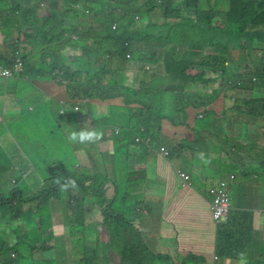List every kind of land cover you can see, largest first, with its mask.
Here are the masks:
<instances>
[{"label":"trees","instance_id":"16d2710c","mask_svg":"<svg viewBox=\"0 0 264 264\" xmlns=\"http://www.w3.org/2000/svg\"><path fill=\"white\" fill-rule=\"evenodd\" d=\"M44 1L47 3L45 8ZM127 14L134 15L132 16L134 20L138 18L145 22V25L129 27ZM156 14L157 17H161V22L151 20ZM216 18H218L217 24H214ZM100 19L103 21L96 24ZM219 21L223 24L219 25ZM114 23L117 24L116 29H113ZM0 27V32L5 35V41L10 44L6 50H10L9 52L0 50V65L12 67L19 55L24 61V74L54 78L66 86L72 99L81 101L106 99L111 105H114L115 100L119 98L124 99V102L129 98L127 63L147 54L143 48H133V44L154 43L159 46L167 44L165 50L163 47H158L160 54L163 53V59L155 58L151 61L154 72L150 80L148 82L142 80L138 88L134 87L142 92V95L145 92V99L135 96L129 101L131 103L129 126L121 127L117 133L114 130L116 144L122 150L125 168L130 158L131 145L144 143L152 145V140H158L157 132L161 129L159 125L167 120L173 126L178 125L173 121L172 108L177 107L178 112L182 113L180 119L183 124L179 125L187 127L189 120L203 118L204 112L216 98L225 95L231 87H235L236 90L238 88L246 90L250 99L239 98L237 92L232 91L236 96L235 105L238 109L244 111L253 109L250 113L262 114L257 108L254 113V106L259 101H264V0H180L179 2L176 0H0ZM187 27L199 28L202 35L185 40ZM17 35L18 40H15ZM24 39L34 50L35 45L40 44L35 50L37 52L31 57L25 55L28 52L23 51L20 46ZM69 48L76 52L71 59L66 55ZM234 52H237L236 56ZM242 67L244 71L239 72ZM210 72L215 76H209ZM217 75L220 76L226 89L220 96H216L208 88L198 89V86L214 81ZM164 94L170 101L169 111L166 107L164 109ZM156 99H159L161 104L157 103ZM201 108L205 111L200 116L198 113ZM191 110H195L197 114L192 115ZM114 118L115 115L111 114L102 120L94 119L93 123L95 125V122L101 123L106 120L108 123H104L108 125ZM119 118H121L120 114ZM99 126L97 127L102 130L101 125ZM79 130L81 129L78 128ZM189 133L192 135L191 131ZM201 133L193 134V142H199L193 147L181 142L182 149L190 150L188 153L183 150L186 155L182 152L179 154L178 150L180 152L182 149L178 147L176 152L181 167L185 165L184 160L187 155L195 160L193 155L199 152V147L205 141V136H201ZM139 134L140 142L135 139ZM105 138L107 137L103 134V139ZM100 142L76 143L74 146V150L85 146L94 166L97 164L94 155L100 156L98 161L102 163L101 168L93 176L97 177L99 182L103 177L98 190L86 188L85 182L90 178L93 179L91 176L87 177V172L81 173L86 178H77L75 171L70 170L63 163L48 168L49 178L37 191H30L29 185L26 191L23 190L17 185L18 179L11 180L4 177L0 180L9 186L5 188L0 184V264H22L21 261L25 257L24 250H27L25 253L29 255L35 251L46 252V254L41 252L42 258L34 260L36 264H43L44 261L61 264L62 259L68 256L65 242L57 247L50 243V237H45L41 233V229L53 225V221L50 223L51 218H55L54 215L62 206L65 210H62V218L68 220L67 224L70 225V238L77 237L74 239L76 241L82 235L81 238L84 240V247L80 253L82 255L73 260V264H93L92 254L97 250L96 243H90V239L95 237V241L99 242V227L90 216L93 208H87L84 202L92 201L90 196L96 198V195H100L106 201V191L104 193L100 191L110 171L106 165L107 161L103 160L107 159V156L106 152L101 150ZM58 144L57 150L64 149L65 152L71 147L65 143L63 145L61 141ZM215 150L221 152L219 148ZM116 153L118 154V147ZM195 164L198 165V160H195ZM77 165H79L78 160L77 164L72 166ZM79 168H76L77 172ZM65 177L77 181L78 187L84 190L82 197L77 196L74 190L60 191L56 180L60 179L63 183ZM125 179L130 180L128 174ZM127 187L123 186V194ZM120 198V194L114 195L113 200L103 206L102 210H99L100 205L97 206L102 215L100 223L104 225L103 229L109 236V239L103 243L107 246L112 259L117 253L131 262H136L133 259H139L144 264H167L168 258L165 253L156 254L145 244L141 223L137 221V217L132 214L131 219L121 218L123 213H118ZM74 200L75 203L71 204ZM98 201L101 202V199ZM93 202L95 204L96 201ZM25 204L30 207L25 209ZM46 205L50 208L48 217ZM70 207H72V215L67 214V209ZM211 213L213 218L212 209ZM27 215L31 217V223L26 222ZM213 221L216 223L214 218ZM126 227L133 230L132 235L129 233L133 240L128 254L124 239ZM94 232H98L97 236ZM3 235H7L5 240L2 238ZM27 238L29 245L25 243ZM138 240L142 245L138 244ZM235 245L236 231L231 229L230 223L217 224V255L221 258L231 256L228 251ZM133 251L136 254L140 252V255L135 256ZM49 255L55 256L48 258ZM169 258L172 259L171 264H178L175 258L170 255ZM199 261L207 264L203 256L190 253L182 264L190 262L196 264ZM112 263L115 264L114 261L109 264ZM256 264H264V257Z\"/></svg>","mask_w":264,"mask_h":264},{"label":"rangeland","instance_id":"374dc122","mask_svg":"<svg viewBox=\"0 0 264 264\" xmlns=\"http://www.w3.org/2000/svg\"><path fill=\"white\" fill-rule=\"evenodd\" d=\"M179 1L180 0H176V2H179ZM44 3L47 4L46 1H44ZM157 14L151 20L154 22H161L162 19H160L161 17H157ZM127 16H128L127 23L129 27L133 25L137 27L139 25H142V26L145 25V22L140 21L138 18L134 20L132 17L134 15L127 14ZM99 18L101 17L99 16ZM217 20L218 18L214 20V24H217ZM102 21L103 19H100L96 22V24H99ZM222 24L223 23L219 21V25H222ZM201 35H202V31L199 28H196V27L188 28L187 27L186 33H185V40L188 41L191 39H195V38L200 37ZM16 40H18V35L16 36ZM4 41H5V35L0 32V43H3ZM20 46L22 47L23 51L29 52V53H26L25 55H28L31 57L33 56L34 52H37L35 50H37L40 47V44H36L35 50H34L33 47L31 45H28V42L24 39L22 40ZM158 47H163V49L165 50L167 49V44L163 46L161 45L159 46V44L157 45L154 43L152 44L151 43L133 44V48H136V49L143 48L144 50L147 51V54L140 56L138 60H132L128 62L126 65V69L128 71L127 72V84L129 86L128 88L129 98L126 99L125 102L123 101L120 104H114V105L110 104L111 106V107L109 106L110 108L97 105L98 107L95 108L94 111L99 116L103 115L104 112L108 113L110 111L109 116H111V114L115 115V118L112 120V122L115 119H118L117 122L115 123V126L116 124L120 125V127L129 126L128 125L129 113H130L129 106H131V103H129V101L134 99L135 96H139L141 97V99H145V92L142 95V92L137 91V89H135L134 87L138 88V85L140 84L142 80H146L148 82L151 78V75L154 72L153 70L154 65L151 61L155 60V58L162 60L164 57L163 53L160 54V50H159L160 48ZM156 49L157 51H155ZM75 53H76L75 51H72L69 48L67 56L69 57V59H71L72 55H74ZM259 53L261 52L259 51ZM234 55L236 56L237 52H234ZM129 56L130 54H128V57ZM189 71L195 72L196 70H189ZM243 71H244V67L239 69V72H243ZM209 76H215V74H212L210 72ZM46 80L50 82L55 81L53 78L51 79L47 78ZM46 80H44V78L36 77L34 75H31L29 78L27 77H23V78L0 77V102H8L14 99L19 103L18 106H14L16 107V109L11 108V111H8L4 114L2 111H0V180L4 179V177H7L8 179H11V180L18 179L19 184L17 185H19V187H21L25 191L26 189H28V185H29L30 191L40 190L41 186L45 183V180L49 178L48 168L57 163H60V164L63 163L67 165L70 168V170L73 169L75 171V176L80 179L83 177L81 173H86V172H87V177L88 176L93 177L95 174L98 173V171L101 168L100 165H102V163L98 161L100 160V156L94 155L95 161L97 163L94 166V162L88 157V155L83 149L77 148L76 150H74L75 147L71 146L69 150L66 152L64 151V149L57 150V148L59 147L57 141L63 140V139L69 140L68 134L71 131L77 130L75 123L77 120H79V118L81 117V114L80 112L72 111L71 109L72 100L65 102V103H61L60 101L54 100L56 99L53 96L54 91L52 92V90L46 84L40 85L42 81H46ZM14 82L17 83L16 89H15ZM168 82H169V79H168ZM9 83H11L10 88H8ZM62 86L64 85L62 84ZM199 88H202V89L208 88L210 91L216 94V96H220L226 90L221 82L220 76L218 75L216 76V79L214 81L208 84H204V85L202 84L198 86V89ZM232 91H236L239 98L248 99L249 93L246 90H241L239 88L236 90L235 87L233 88L231 87V89L225 95L216 98L209 105L208 107L209 109L207 111L200 109L198 114L201 116L202 112L205 111L204 117L196 118L194 121L189 120L188 121L189 124L187 127L186 125H179V124H183V121L180 119V116L182 115V113L178 112L177 107L171 109V112L173 115V121L176 124H178V125L174 124L175 127H172L171 129L173 131L175 130L178 134L182 132H190V131L192 132V142H189V146L193 147L194 145L199 143V142H193V134H200V132H202L201 136H203L204 134V136L207 139L206 145H207V148L209 149L206 150L205 143H203L202 146L199 147V152L205 153L206 158L209 161V163L205 164L204 168H206L209 165L212 167V168H206L203 170L204 176L210 173H213V174L211 177L204 178V179L202 178L199 181H197V175L195 174V183H193V187L196 185V187L199 189L201 194L207 198L209 203H207L206 205L208 206V208H210V211H211L210 195H209L210 187L219 183L222 179H229L230 174H231L230 168L234 167L233 171L238 173L237 170H235L237 169V164L235 165L232 162L233 160H235V158H231L227 160V158L230 155V152L226 153V159L222 157L224 156L223 155L224 145L221 141H218L215 138V134H219L221 132L220 130L225 131L228 129L227 136H230V133H229L230 131H236L242 137H246L247 136L246 131L252 127V125H250L247 122V120L237 119V117H235L231 122L229 121L231 126H229L227 120L223 119V120L217 121L216 118L222 119L225 116H229L225 114H231V113H236V112L250 113L253 110V109L252 110L248 109L247 111H244V110L238 109V107L235 105L236 96L234 92ZM96 96H98V94ZM163 96H164L163 101L165 102L164 109L166 107V110L169 111L170 101L169 99H167V96H165V94ZM22 99H25V101ZM97 100L99 101L102 100L104 102L106 101V99H97ZM118 101H116L115 103H119ZM77 102L80 103L81 106L86 105L85 100L77 101ZM156 102L161 104V101L159 99H156ZM0 108H3L2 103L0 104ZM254 108H255L254 113L256 112V108L260 113H264V101L262 100L256 103ZM115 112L118 114H114ZM190 113L192 115L197 114L195 110H191ZM220 113L223 114V116L221 115L219 116L218 114ZM119 114L121 115V118H119ZM11 115L13 116V121L11 124L12 130H10L6 124L9 121V116ZM14 115L16 117H14ZM5 116L8 118L4 119ZM102 122H106V120H103ZM259 122H260L259 125L261 126L262 125L261 121ZM109 125L110 123L108 124V126ZM95 128L96 126L93 124L92 120L87 119V129H95ZM162 135L169 136L167 143L170 146L167 147L165 145V147L170 151V155L165 156L160 151V147H159L160 141L158 140L157 142L155 140L154 142H156L159 147V150L157 151V153L159 152L158 155L160 157L167 159L168 165L170 163V167L175 171L177 177H178V171L181 169L183 171L185 170L186 172H191L190 171L191 167L190 168L187 167L188 162L190 166L193 165V160L191 157L188 158L187 156V158L184 160L186 161L185 165L182 167L180 165V161L177 157V152H176V149H178L179 145L175 147L176 149L175 148L173 149V146L176 145L177 143L176 141L171 140L173 139L174 135L166 131H164ZM261 136L264 139L263 128L260 129L259 135L256 136L255 142L250 140V138L246 139V143L249 144V153H248L249 159L251 155L253 154L254 149L258 147L260 140H261ZM135 139L138 142H140L141 141L140 134L137 135ZM113 141H115L114 138H112L111 143H109V140H108V146L103 147V151L106 152V156H107V159L104 158L103 160L107 161L106 165L108 166L110 173L108 174V179L106 180L104 186L102 187V190L100 191L99 189V191L100 192L103 191V193L106 191L105 193L106 201L105 199H102L100 195L99 196L96 195L97 196L96 198L101 199V202H99L98 201L99 199H96L93 196H90V198L92 197L91 198L92 201L85 200L84 202L86 203L87 208H93L90 212V216L93 220H95V222L97 223L96 225L99 227V242L97 243L95 241L96 239L95 237L90 239V243L95 242L96 248H97V251L92 254L93 264H109L113 261L115 264L118 263L119 254H114L113 255L114 259H112L111 257L112 255L108 252L107 246H105V244L103 243L104 241H107L109 239V236L106 233V230L103 229L104 225L100 223L102 221V215L99 210H102V207L103 206L105 207L106 204L109 203V201L111 202L114 198V195L120 194L121 195V198H120L121 205H120V209L118 210V213L119 214L123 213L121 217L123 220H127V217L131 219L132 214H133V209L135 210V206H136L135 192L133 190V181L135 180V175H137V171L139 169H144L143 161H141V157L139 156V151L144 152L143 149L140 147L142 144H138V145L133 144L130 146V149H129L130 158L128 160L127 167L125 168L123 165L122 150L119 145L117 146L118 154L116 153V147L112 150ZM98 142H100V140ZM63 145L62 147L64 148ZM233 146L235 149L233 153L239 154V152L241 151V146L240 145L236 146L235 144H233ZM217 148H219L221 152H218L217 150H215ZM77 151H78V155H77ZM214 151H216L215 154L213 153ZM178 153L180 154L181 151L179 152L178 150ZM111 155H113V157ZM215 155L219 157H215ZM193 156L195 157V160H198V162L204 164L202 161H200L197 158V153L194 154ZM166 159L162 160L163 165ZM77 160L79 161V165H77L76 167H73L72 166L73 164H77ZM111 161L112 162L114 161L113 165ZM115 162H116V167H115ZM212 163H216L217 169L211 165ZM244 166L247 168L253 167L250 163H247V162H243L242 167ZM149 167H150V164H149ZM76 168L77 169L79 168L78 172L76 171ZM238 168H241V165H238ZM216 170L220 171L219 176L217 178H216L217 176ZM263 171H264V168L261 167L258 170H254L250 172L249 175L251 176V178H254L255 174L257 177H259ZM164 173L165 172H163V174ZM239 173H241V171H239ZM127 174L129 175L130 180L128 179L126 181L125 178ZM147 174H152V172H149V169H148ZM83 178H86V177H83ZM102 178L103 177H101L100 182L97 177H93V179L90 178L89 181L85 182L86 188L91 187L93 189L98 190L100 184L102 183ZM248 178L249 180H251L249 176ZM256 181L260 182L259 179H256ZM154 182L155 181H153V183ZM138 183L141 184L142 181ZM123 186L124 187L128 186L127 188L124 189L125 194H123ZM249 187L251 188V191L255 197H257L260 194L264 196V192L256 188L255 184H251L249 185ZM5 188H9V186L6 185ZM91 188H88V189H91ZM150 188H152L155 191L161 190V192L168 197L169 201L176 202L180 204L181 206L187 205L189 195L186 190L181 188V183L179 187L172 184L171 187L169 188L168 185L166 186V180L158 179V184H155L153 187H150ZM82 191L84 190L78 187L77 189L74 190V193L76 192L75 194L77 196L82 197L81 195ZM129 191H130V194H129ZM131 193L134 197L133 200L131 199ZM155 199H157V197ZM124 200H125V203H124ZM93 201H96L95 204H93L94 203ZM154 201L156 202L155 204L157 205L163 204V203L158 202L159 200H154ZM74 203H75V200L71 204H74ZM191 203H193V196L191 198V202L189 203L190 211H191ZM29 204L33 206L35 205L34 203H29ZM99 205L101 207H99V210H98L97 206ZM27 206L30 207V205L27 204L25 205V209ZM232 207L233 206L231 204V208ZM49 209L50 208L48 207V205H46L45 210L47 211V217L50 213ZM70 209L72 210V207H70ZM87 211L89 210L87 209ZM158 211L159 209L156 208L155 214H157ZM80 213H82L81 210H80ZM29 215L25 217V220L27 219L26 222L31 223L32 219ZM211 216H212V213H211ZM230 216H231L230 222H228L229 220V216H228L226 223L227 222L228 224L230 223L231 229L232 230L235 229V231H237L239 228H236L237 226L236 223L238 221L235 219V212L230 210ZM169 218L173 222L174 207L169 210V217L167 219ZM57 221L61 223L60 225L62 224L66 225L68 223V220H64L62 216H60V211H59V216L57 217ZM137 221H141L142 236L145 239L144 242L146 245L147 244L150 245L153 242V240L161 238V248L163 246V249H161V252L165 253L166 257L168 258L167 264H171L172 259L169 258V234H171V223L167 224L165 227H162L159 223L155 221V215L152 216L148 214L139 215L137 217ZM206 221L209 225H212L209 219H206ZM202 228L204 231L207 229H211V227H208L205 224V222H203ZM62 231L63 230H61L60 234L62 233ZM129 233L131 234V230L129 227H126L125 237H124L125 240L129 236ZM62 234H64V236H62L61 238L58 237V239L55 241L57 246L62 244L63 238L71 237L70 235L71 229L69 233L66 234V228H65V232H63ZM78 234L79 233L77 232V235ZM97 234L98 232H94L95 236H97ZM6 236L7 235L2 236L3 240L6 239L5 238ZM81 237L82 235H80L76 241H74V239L77 237L70 238V242H67L65 246H67L66 251H67L68 256L62 259L61 264H73V260H75L77 257L78 258L80 257L82 247H84V240ZM59 240H62V242H60ZM25 243L29 245L28 238L25 241ZM102 244H104V247ZM138 244L142 245V242L138 240ZM190 247H191V244L189 245V248ZM126 249H127V244H126ZM150 250L156 251L157 249L151 248ZM188 251H191L192 253H195V254L199 253L197 249L188 250ZM25 252H27V250L23 251V254L25 255V257H23L21 263L22 264H36V262L31 257V255ZM210 253H211V257H205L207 264H213L212 254H213V257L216 255L215 252H210ZM54 256L55 255H49L48 258H54ZM221 259L222 258L220 257V261ZM224 260H227V259H224ZM192 263L193 262H190L188 264H192ZM43 264H52V263H46L44 261ZM196 264H202V262L199 261V263H196Z\"/></svg>","mask_w":264,"mask_h":264},{"label":"crops","instance_id":"0c3cea01","mask_svg":"<svg viewBox=\"0 0 264 264\" xmlns=\"http://www.w3.org/2000/svg\"><path fill=\"white\" fill-rule=\"evenodd\" d=\"M9 45H10L9 42H6V41H4L3 43H0V50L2 49L4 52H9L10 50L6 51ZM27 76L30 77L31 75L27 73ZM36 77L44 78V80H46L47 78H50V79L52 78L46 75L36 76ZM55 81H51V82L47 80L42 81L40 85L46 84L52 90V92L54 91L53 96L56 98L54 99L56 101L65 103V102L72 100L71 109L73 112H76L73 109V106L79 105L80 107L79 112L81 114V117L75 123L76 129H77L75 131H78V128L80 129L87 128V119H90L93 122L94 119L102 120V118L109 116L110 111L108 113L104 112V114L101 116H99L94 111L95 108L98 107L97 105H100L103 107H109L110 106L109 102H106V101L104 102L102 100L99 101L97 99H84L86 102V105L81 106L80 103L77 102V99H72L69 96V93L65 85L62 86L60 82L59 84L57 83L58 81L57 82ZM10 85L11 83L8 84V88H10ZM14 85L16 89L17 83L14 82ZM223 95L224 94H222V96ZM22 100L25 101V99H22ZM78 101H81V100H78ZM116 101H118L119 103H114V104H120L124 101V99L119 98L115 100V102ZM1 103L3 104V108H0V111H2L3 114L8 111H11V108L16 109V107L14 106L19 105V103L14 99L8 102H0V104ZM218 115L223 116V114L221 113ZM225 115H229V116H225L222 119L216 118L217 121L223 120V119L227 120L229 126H231L230 122L235 117H237V119L247 120V122L250 125H252V127L246 131V135H247L246 137H242L236 131H230L229 132L230 136H227L228 129L225 131L220 130L221 132L219 134H215V138L218 141H221L224 145V151H223L224 156L222 157L226 159V153L230 152V155L227 158V160L231 158H235V160H233L232 162L235 165L237 164V169L235 170H237L238 172L236 173L233 171L234 167L230 168L231 174H230L229 179H222V180H227L229 182L231 204L233 206L230 210L235 212V219L238 221L236 223L237 224L236 228H239V229L236 231V245L234 247H231L228 251V253L231 256L222 258L220 261V264H256L262 259V257H264V196L260 194L257 197H255L249 185L255 184L256 188L264 192V171L259 177H257L255 174L254 178H251L249 173L254 170H258L261 167L264 168V139L261 136L260 143L258 147L254 149V152L251 155L250 159L248 157L249 144L246 143V139L250 138V140L255 142L256 136L259 135L260 129L263 128V131H264V113L253 114V113L236 112V113L225 114ZM14 117L16 116L14 115ZM5 118H8V117L5 116L4 119ZM117 120L118 119H115L113 122L110 123L109 126L106 124L108 122L106 123L95 122L97 130L101 131V128L97 127L101 125V127L103 128L102 131L105 132L103 133L104 136H106L107 133L110 136V137L106 136L107 138L102 139L100 144L98 143L100 145L101 150H103L104 146L105 147L108 146V140H109V143H111L112 138H114L115 140L116 137L114 135V130L117 133L121 129L120 125L116 124L115 126V123L117 122ZM12 121H13V116L11 115L9 116V121L6 123L7 127L10 130H12L11 128ZM259 121H261V124H262L261 126L259 125L260 124ZM159 127H161L160 130L157 129L158 130L157 132L158 140L160 141L159 147H161L162 145L164 146L166 145L167 147L170 146L167 143L169 136L162 135L164 131L170 132L174 135L173 139L171 140L176 141L177 144L173 146V149L177 145H179L180 148L182 149L181 142H185V144H189V142H192L191 140L192 135L189 132H182L178 134L175 130L173 131L171 129L172 127H175V126H173L172 123L169 122L168 120L164 122L163 124H160ZM158 140L156 141L158 142ZM60 141L63 144L65 143L70 146H75L76 144L66 139L59 140L57 142L59 143ZM204 143H205V149L208 150L209 148H207V145H206L207 144L206 137H205ZM151 144L152 145L142 144L140 146L144 151V152L139 151V156L141 157V161H143L144 169H139L137 171L138 174L135 175V180L133 181V190L135 192V201H136L135 210L133 209L134 210L133 216L138 217L141 214H148L152 216L155 215V221L159 223L162 227H165L167 224L171 223V234H169V255L175 258L178 264H182L185 261L186 256L192 253L191 251H188V250L197 249L199 253L198 254L192 253V254H195L197 256H203L204 258L211 257L210 252H215V253L217 252L216 251L217 224L214 223V221L212 220L210 208H208V206L206 205L207 203H209V201L207 200L206 197H204L201 194V192L196 187V185L193 187V183H195V174L197 175V181H199L202 178L204 179V178L211 177L213 173H210L204 176L203 170L206 168H212V167L209 165L206 168H204L205 163L202 164L200 162H198V165H197L195 164L194 158L187 155L188 158L191 157L193 160L192 166H190L189 162L187 165L188 168L191 167L190 168L191 172H188L191 175V185L189 187H181L184 190H186L189 195L187 205L181 206L180 204L176 202L169 201L168 197L164 195L161 192V190L155 191L152 188H150V187H153L155 184H158V179L166 180V186L168 185L169 188L171 187L172 184L179 187L181 183L180 178L177 177L175 171L170 167V163L168 165L167 159L160 157L158 155L159 153V152L157 153V151L159 150L158 144L154 142L153 140ZM233 144H235L236 146L238 145L241 146V151L239 152V154L233 153L235 151ZM113 146H112V150L115 147L117 148L116 141H113ZM83 147L85 148V146ZM83 150L87 152L86 148ZM183 150L186 153L190 152V150L188 151V149L184 148L181 150L182 154H185ZM213 153L215 154L216 151H214ZM77 155H78V151H77ZM111 156L113 157V155ZM215 157H219V156L215 155ZM163 159H166V161L164 162V165L162 164ZM243 162L250 163L253 167L251 168H247L245 166L242 167ZM111 163L113 165L114 161L113 162L111 161ZM149 164H150V167H149ZM211 165L217 169L216 163H212ZM238 165H241V168H238ZM115 167H116V162H115ZM148 169H149V172H152V174H147ZM239 171H241V173H239ZM163 172L165 173L163 174ZM219 173L220 171L216 170V175H217L216 178L219 176ZM248 176L251 178V180H249ZM256 179H259L260 182L256 181ZM140 180L142 181L141 184L138 183V182H141ZM153 181L155 182L153 183ZM0 184L3 187H6V184H4L1 181H0ZM129 194H130V191H129ZM192 196H193V203H191V211H190L189 203L191 202ZM156 197L157 199H155ZM131 199L132 200L134 199L132 193H131ZM210 199H211V196H210ZM154 200H159L158 202L163 203V204L157 205L155 204L156 202ZM173 207H174V219L172 222L170 218L169 219L167 218L169 217V210ZM156 208L159 209L157 214H155ZM69 209L70 208L67 209V214L72 215V210L71 209L69 210ZM54 210H58V209H54ZM62 210L65 211L61 207L60 216H62L63 214ZM54 216L55 218L53 219L51 218V221H50V223L53 221V225L50 224L49 226H47V228L41 229V233L45 237L46 236L50 237L51 238V240H49L50 243L52 242V244L56 245L55 241L58 239V237L61 238L62 236H64V234L62 233L65 232V228H66V234L69 233L70 225L69 224L60 225L61 223L57 221V217L59 216V211H57ZM206 219H209L212 225H209ZM230 220H231V216L229 215L228 222H230ZM203 222H205V224L208 227H211V229H207L204 231L202 228ZM1 227L3 229V226ZM61 230L63 231L60 234ZM130 230L132 229L130 228ZM132 240L133 238L131 236H128L127 239L125 240V248L127 244L126 254H128L129 252V249L132 244ZM59 241L62 242V240H59ZM63 242H65V245H66L67 242H70V239L63 238ZM62 244H60L57 247H60ZM190 244H191V247L189 248ZM147 247L149 249L156 248L157 249L156 251H153V250L152 251L158 254V252H161V249H163V246L161 248V238L153 240V242ZM41 252L43 254H46L45 251H41ZM41 252L35 251L32 253L31 257L34 260L40 259L42 258ZM133 252L135 256L140 255V252H138V254H136L135 251ZM212 259H213V254H212ZM224 259H227V260H224ZM133 260H136V262H131L126 257L124 259V257L119 255L117 264H134V263L144 264L143 262H140L139 259H133Z\"/></svg>","mask_w":264,"mask_h":264},{"label":"built area","instance_id":"2783aa9c","mask_svg":"<svg viewBox=\"0 0 264 264\" xmlns=\"http://www.w3.org/2000/svg\"><path fill=\"white\" fill-rule=\"evenodd\" d=\"M113 28H116L114 25ZM24 72V61L21 56L16 57L15 64L12 67L0 65V77L12 78L15 76H20ZM76 111L79 107L74 108ZM148 142V141H147ZM160 151L165 155H169V150L162 146ZM179 176L183 179V186L189 184V175L186 172H180ZM233 177V175H232ZM210 194L212 196L211 209L213 211V218L216 223L225 222L229 216V210L231 205V197L229 191V182L227 180H221L217 185L211 187ZM213 264H220V257L215 255L212 259Z\"/></svg>","mask_w":264,"mask_h":264},{"label":"clouds","instance_id":"9594fccd","mask_svg":"<svg viewBox=\"0 0 264 264\" xmlns=\"http://www.w3.org/2000/svg\"><path fill=\"white\" fill-rule=\"evenodd\" d=\"M44 8L46 7V4H45V6H43ZM114 25H116V27H117V24L116 23H114L113 24V27H114ZM113 29H116V28H113ZM73 51V50H72ZM67 53L68 52H66V55H67ZM67 58L69 59V57L67 56ZM24 71H25V65H24ZM23 77H27V78H29L26 74H24V72L20 75V76H15V77H12V78H23ZM78 101V100H77ZM62 103H64V102H62ZM76 106H78L79 107V105H76ZM76 106H73V109L76 107ZM201 109H203V108H201ZM75 110V109H74ZM79 110H80V107H79ZM79 110H75L76 112H79ZM89 111V110H88ZM118 131V130H117ZM105 133V132H104ZM107 137H110L109 136V134L107 133V135H106ZM68 139H69V141L70 142H72V143H79V144H91V143H96L97 141H99V140H102L103 139V132L102 131H100V130H97V129H87V128H85V129H81V130H79V131H71L70 133H69V136H68ZM162 147V146H161ZM160 147V148H161ZM165 147V146H164ZM79 149H84V148H79ZM86 154H87V152H86ZM169 155H170V151H169ZM197 158L200 160V161H202L203 163H205V164H207V163H209V161H208V159L206 158V154L205 153H203V152H198L197 153ZM186 172V171H183L182 169L181 170H179L178 171V177L180 178V176H179V173L180 172ZM186 173H188V172H186ZM188 175H189V184H187L186 186H183V179H181L180 178V180H181V187H189L190 185H191V175L188 173ZM56 184L59 186V189H60V191L61 192H66V191H69V190H75V189H77L78 188V184H77V181L75 180V179H72V178H65V182H61V180L60 179H57L56 180ZM215 186V185H214ZM211 187H213V186H211ZM210 187V188H211ZM209 194H210V190H209ZM210 196H211V194H210ZM211 202H212V196H211V199H210V204H211ZM230 209H231V205H230ZM229 215H230V210H229ZM222 223H226V221L225 222H222ZM222 223H216V224H222ZM133 230H131V232H132ZM142 231V230H141ZM143 240H144V238H143ZM96 250H97V248H96ZM82 255V254H81ZM81 255H80V257H81ZM217 255V254H216ZM241 255H243V254H241ZM79 257V258H80Z\"/></svg>","mask_w":264,"mask_h":264}]
</instances>
